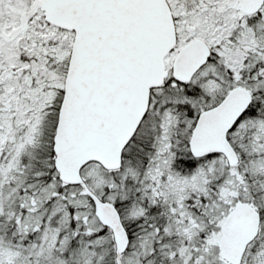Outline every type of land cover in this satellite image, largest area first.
I'll use <instances>...</instances> for the list:
<instances>
[{
    "label": "snow or ice",
    "instance_id": "1",
    "mask_svg": "<svg viewBox=\"0 0 264 264\" xmlns=\"http://www.w3.org/2000/svg\"><path fill=\"white\" fill-rule=\"evenodd\" d=\"M0 264H264V0H0Z\"/></svg>",
    "mask_w": 264,
    "mask_h": 264
}]
</instances>
